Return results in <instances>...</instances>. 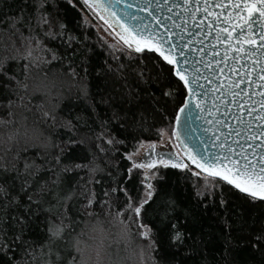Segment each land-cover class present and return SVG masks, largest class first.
I'll use <instances>...</instances> for the list:
<instances>
[{"label":"trees","instance_id":"trees-1","mask_svg":"<svg viewBox=\"0 0 264 264\" xmlns=\"http://www.w3.org/2000/svg\"><path fill=\"white\" fill-rule=\"evenodd\" d=\"M34 4L35 0H0V29L6 32V24L13 16L32 17L38 39L58 56L51 65L33 70L40 75L48 74L50 95H29L23 102L19 101L6 85L15 88L7 77L23 79L22 68L9 61L0 72V119H9L10 99L18 105L24 103L32 111L17 107L15 119L27 117L25 124L29 129L36 127L53 144L67 146L60 165L53 160L59 148L51 145L45 153L46 160L33 155L43 149L30 148L25 154L45 169L40 183L51 184L55 173L66 164L85 166L62 173L59 190L75 192L69 213L73 220L71 236L67 243L71 245L78 239L88 254L95 244L103 242L108 248L104 256L106 264H131L139 251L146 252L148 264H264V239H257L264 236V201L246 197L216 178L195 175L194 168L187 163L191 171L171 167H158L156 171L155 202L150 200L145 205L142 216V222L154 234L151 244L138 234L135 226L126 238L122 236L124 226L119 220L123 219L125 224L129 221L124 216L117 218L116 214L126 212L125 198L122 193L110 197L104 193L118 187L126 188L133 198L143 197L142 174L132 168L127 155L135 152L141 143L159 141L163 133L173 131L185 92L174 91L172 97L164 95L175 89L174 81L168 66L162 65L153 54L136 53L125 46L118 52L109 50L84 20L81 0L71 3L46 0L42 12L51 21V31L58 33L60 24L66 26V35L54 39L46 38L35 27L40 13L35 12ZM18 27L27 34L23 25ZM68 35L74 37L71 46ZM6 54L0 46V58ZM73 70L76 78L69 75ZM46 99L57 106L54 128L45 123L34 124V117L39 119L36 106ZM67 121H71L70 129L61 126ZM15 127L19 128V123ZM3 134L5 129L0 128V135ZM109 140L113 143L109 144ZM92 168L95 172L90 174ZM4 179L0 175V183ZM20 186L18 179L12 193L19 194L20 207L12 209L9 216L26 218L23 239L38 247L46 240L44 220L48 213L45 209L50 204L31 205L29 211L28 197L20 192ZM89 196L91 207H87ZM169 197L178 205L174 216L177 227L184 233L183 244L172 243V221H161L162 201ZM221 199L225 201L223 205ZM106 200L109 204H105ZM4 216L0 211V217ZM98 227L103 232L96 230ZM19 232V227L9 226L7 234L0 237L8 245L7 249L0 250V264H22L23 260L31 259L18 247L19 242L13 240Z\"/></svg>","mask_w":264,"mask_h":264},{"label":"snow or ice","instance_id":"snow-or-ice-1","mask_svg":"<svg viewBox=\"0 0 264 264\" xmlns=\"http://www.w3.org/2000/svg\"><path fill=\"white\" fill-rule=\"evenodd\" d=\"M71 2L72 0H69V3ZM81 2L92 11H96L98 8L106 10V5L118 4L121 0H81ZM145 2L150 5L152 0H145ZM234 2L238 8L241 7V4L243 5L241 12L246 11L249 20L257 13L259 16L264 17V0H234ZM45 3L46 0H35L34 10L40 13L35 19V27L43 31L48 39H54L58 35L61 37L65 36L64 30L66 26L64 24L59 25L58 33L51 31V21L42 12ZM257 5L260 7L257 8ZM148 14L152 15L151 12ZM240 19L244 20L245 18L241 15ZM107 22L106 20L105 23ZM159 23L160 21L157 20V24ZM18 25H23L27 29V34ZM6 27V32L4 29H0V46H3V51L7 53L0 58V72H3L9 61H14L21 65L23 73V79H18L15 76L7 77L8 80L14 82L15 88H12L11 84L6 85V87L11 88L12 94L21 102L29 95L43 94L45 97H49L50 77L47 73L40 75L39 72L34 73L33 70H42L45 65H51L53 61L58 59V56L51 52L42 40L38 39L33 28L31 16L28 19H25L23 14L18 17L13 16L8 20ZM121 28L123 31L120 34V38L129 49L134 50L136 53H151L162 65L168 66L175 89L169 90L164 95L172 97L174 91L183 90L185 92L182 106L179 107L175 116L176 124H180L181 114L185 113L186 110L189 113L191 112L194 103L196 108H201L199 103L191 99V97L200 95L196 88L193 87L198 77L190 75L187 57L183 54V49L177 51L175 41L164 33L133 31L123 24H121ZM145 28L147 29V26ZM241 31H243V25H241ZM166 32L167 29H165ZM73 39L74 37L71 35L67 36L69 46H71ZM261 39L264 40V29H262ZM248 43L254 44L255 42L249 40ZM261 71H264V69ZM69 75L76 78L77 73L73 70ZM261 78L264 79V77ZM30 80L32 83H29ZM196 87L202 86L197 84ZM81 91L83 92L84 89H81ZM260 95L264 96V93H260ZM7 107L9 109V119H0V128L5 129V134L0 135V175L5 177L3 183H0V211L5 213L4 217H0V237L7 234L9 226L20 228L19 234L15 235L13 240L18 241V247H21L24 254L31 258L23 260L22 264H87V250L80 246V241L76 239L71 245L67 243V238L71 236L70 226L73 220L69 213L71 212V201L75 199V192L72 189L67 191L59 190L62 173H67L73 168L80 169L85 166L66 164L60 171L55 173L56 178L51 184L48 181L40 183L41 179H43L41 173L45 169L35 159H29L25 154L30 148L43 149V151L33 155H39L46 160L45 153L51 145L54 148H59V154L54 155L53 160L57 165H60L61 156L66 152L67 146L60 147L53 144L36 127L29 129L25 124L27 117H23L19 121L15 119L17 113L14 109L17 107L32 111L26 104L21 103L18 105L16 101L10 99ZM36 107L39 119L36 120L34 117V124L45 123L49 127L54 128L57 123V106L52 105L50 99H46L44 103ZM260 107L264 108V100L260 102ZM248 112L250 115L255 112V120L260 121V123L256 124V131H253L251 124L247 125L246 132H242L241 129L233 131H235L237 136L244 135L245 143L252 148L251 154H248L247 149L241 145L242 150L239 153H237L235 148H228L222 154H210L209 157H202L201 160H197L195 156L188 153L187 159L202 172L218 178V181H222L225 185L238 190L240 193L245 194L246 197L264 201V114L255 108H249ZM239 119H242V117ZM17 123L20 125L19 128L15 127ZM61 126L70 129L72 126L71 121H67ZM258 139L259 143H256ZM108 143L111 144L113 141L109 140ZM233 143L240 145L239 140L233 141ZM161 165L165 168L188 169L186 163H169L163 159V156H161ZM134 167L159 171L155 163H137ZM48 170L54 171L53 169ZM188 170L191 171V169ZM93 172H95L94 168L89 169L90 174ZM151 175L152 173L150 172L148 176L144 177V181L149 180ZM18 179L21 180L20 192L28 197L29 205L27 207L29 211L31 210V205L42 207L45 203L50 204V207L45 209L48 213L44 220L46 240L38 247L29 245L23 239L24 228L27 224L26 218L18 215L9 216L12 209L20 207L19 194L12 193V189L15 188V181ZM9 180L12 183H9ZM144 187L146 192L139 199L133 198L126 188L113 187L110 191L106 190L104 194L106 197H110L112 194L122 193L125 198L126 212H117L116 214L117 218L124 216L129 221L128 224H125L123 219L119 220V223L124 226L122 236L126 238L130 233L131 227L135 226L138 229V234L151 244L154 234L152 229L142 222V216L145 205L150 200L155 202L156 191L150 183H144ZM224 203L225 201L221 199V205ZM105 204H109V201L106 200ZM91 206L92 198L89 196L87 207ZM177 207V202L174 199L170 197L164 199L161 208V221L162 223L172 221L170 224L172 243L183 244L184 233L179 230L175 223L177 218L174 214ZM91 214L89 213V215ZM225 225L227 226L226 222ZM96 230L103 232V229L99 227ZM257 239H264V236L257 237ZM7 248V243L0 239V250ZM92 250L95 252L96 264H102V257L107 254L108 248L101 242Z\"/></svg>","mask_w":264,"mask_h":264},{"label":"water","instance_id":"water-1","mask_svg":"<svg viewBox=\"0 0 264 264\" xmlns=\"http://www.w3.org/2000/svg\"><path fill=\"white\" fill-rule=\"evenodd\" d=\"M242 7H236L234 0H152L150 5L145 0H121L106 5V10L98 8L120 33L121 24L133 31L164 33L175 41L177 51L183 49L190 75L198 77L193 87L200 95L191 99L201 108L194 103L190 113L181 114L180 124L175 122L174 130L187 155L191 153L197 160L228 148L239 153L241 145L251 154L244 135L237 136L233 130L246 132L251 124L256 131L260 121L255 120V112L249 114V108L264 114L260 107L264 100L260 95L264 93V17L257 13L249 20ZM249 40L255 43L249 44ZM236 140L240 145L233 143ZM160 156L169 163L188 162L171 154Z\"/></svg>","mask_w":264,"mask_h":264},{"label":"rangeland","instance_id":"rangeland-1","mask_svg":"<svg viewBox=\"0 0 264 264\" xmlns=\"http://www.w3.org/2000/svg\"><path fill=\"white\" fill-rule=\"evenodd\" d=\"M82 16L86 21V23L95 29L99 39L105 44V46L109 50L118 52L123 50L124 46L128 47L127 45L124 44L123 40L116 34V32L112 28L113 26L109 23L107 18L103 15V13L99 9H97L96 11H92L86 5H83ZM106 20L108 21L107 23H105ZM179 146L180 143L178 137L175 133V130L173 129V131L169 133H163L159 141L141 143L135 152L127 155V159L130 161L131 166L134 170H138L141 172L143 185L144 183H150L153 185V180L156 176V171L148 168L137 169L136 167H134V165H136L137 163H149V164L155 163L157 167H163L161 165V156H160L161 154H171L176 158L184 160L182 153L178 149ZM164 160L167 161L166 159ZM185 163L190 165L186 161ZM150 172L152 173L151 178L147 181H144V177L148 176ZM192 173L193 174L195 173V175H199V174L203 175L195 168L192 171ZM145 192L146 189L144 187V194ZM95 246L96 244L88 251V254H86L87 264H96L95 252L92 250ZM145 254L146 252L144 253L143 251H139L133 257L131 264H148L149 257H147V255ZM105 261L106 260L103 256L102 264H106Z\"/></svg>","mask_w":264,"mask_h":264},{"label":"bare ground","instance_id":"bare-ground-1","mask_svg":"<svg viewBox=\"0 0 264 264\" xmlns=\"http://www.w3.org/2000/svg\"><path fill=\"white\" fill-rule=\"evenodd\" d=\"M112 28H113V30L116 32V34L120 37V34H121V33H120L115 27H112ZM178 149H179L180 152L182 153L183 158L186 159L188 162L191 163V161L187 159V156H188V155H187L185 149H184L181 145L178 147ZM191 164H192V163H191Z\"/></svg>","mask_w":264,"mask_h":264}]
</instances>
